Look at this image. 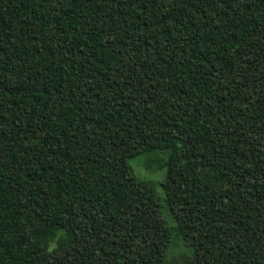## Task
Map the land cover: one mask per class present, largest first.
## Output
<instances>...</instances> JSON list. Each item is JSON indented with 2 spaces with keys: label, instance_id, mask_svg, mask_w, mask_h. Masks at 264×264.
Instances as JSON below:
<instances>
[{
  "label": "trees",
  "instance_id": "trees-1",
  "mask_svg": "<svg viewBox=\"0 0 264 264\" xmlns=\"http://www.w3.org/2000/svg\"><path fill=\"white\" fill-rule=\"evenodd\" d=\"M151 152L164 199L130 165ZM176 243L264 264V0H0V264Z\"/></svg>",
  "mask_w": 264,
  "mask_h": 264
},
{
  "label": "rangeland",
  "instance_id": "rangeland-1",
  "mask_svg": "<svg viewBox=\"0 0 264 264\" xmlns=\"http://www.w3.org/2000/svg\"><path fill=\"white\" fill-rule=\"evenodd\" d=\"M167 160V154L160 152L145 153L138 158L130 161V165L134 171L136 177L143 181L153 182L156 185L158 195L164 199L162 182L166 175L165 163ZM165 221L170 224L166 217ZM60 239L51 242L50 247L55 250L60 244ZM59 243V244H58ZM186 250L179 244H173L170 252V260L175 264H183L181 257Z\"/></svg>",
  "mask_w": 264,
  "mask_h": 264
}]
</instances>
